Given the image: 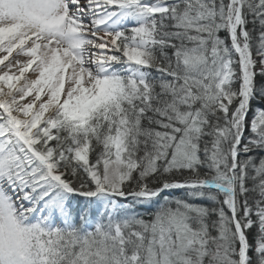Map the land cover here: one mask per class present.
Masks as SVG:
<instances>
[{"label":"snow or ice","instance_id":"6c2138e0","mask_svg":"<svg viewBox=\"0 0 264 264\" xmlns=\"http://www.w3.org/2000/svg\"><path fill=\"white\" fill-rule=\"evenodd\" d=\"M0 264H264V0H0Z\"/></svg>","mask_w":264,"mask_h":264}]
</instances>
